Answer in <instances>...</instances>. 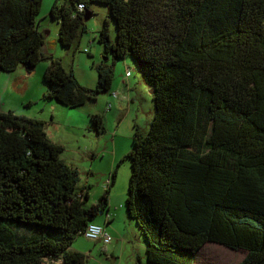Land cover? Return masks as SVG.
<instances>
[{
	"label": "trees",
	"instance_id": "1",
	"mask_svg": "<svg viewBox=\"0 0 264 264\" xmlns=\"http://www.w3.org/2000/svg\"><path fill=\"white\" fill-rule=\"evenodd\" d=\"M92 2L108 8L96 35L104 56L95 87L42 51V0H0V70L31 72L45 59L43 97L78 107L111 93L113 64L130 55L155 106L145 133L134 125L125 156L126 213L148 262L193 264L210 241L246 250L238 264H264V0H53L63 46L85 29ZM89 126L105 133L104 114H92ZM63 149L44 120L0 104V264H86L71 245L108 209L116 170L87 206L90 185H78Z\"/></svg>",
	"mask_w": 264,
	"mask_h": 264
},
{
	"label": "rangeland",
	"instance_id": "2",
	"mask_svg": "<svg viewBox=\"0 0 264 264\" xmlns=\"http://www.w3.org/2000/svg\"><path fill=\"white\" fill-rule=\"evenodd\" d=\"M53 0H42L40 10L36 15L40 28L44 33L43 52L52 53L58 57H64L68 68H72L73 72L79 81L84 86L95 87L97 83L98 74L95 65L102 61L104 56L103 45L96 39L98 29L102 25L103 18L108 15V8L103 3L92 2L90 10L93 12L91 17L85 21V29L79 37H76L71 48L63 46L58 38L59 21L49 15V8ZM63 1V0H61ZM109 32L111 39L115 38V22L110 20ZM88 50L89 53L85 51ZM110 64L111 58L107 60ZM48 62L45 59L39 60L33 70L28 72L24 67H18L13 71L0 70V104L3 110L11 109L18 114H23L32 117H41L46 119V131L48 136L57 139L63 144L64 149L60 156L62 159L73 160L80 152L86 153V148L96 154L98 158L93 163V174L87 175L82 172L80 174L81 180L78 185L86 183L89 187V198L86 205L89 206L96 203L106 191L107 179L111 176L108 160L112 159L114 150L117 151L115 165L127 153L132 146V135L134 125H138L145 133L148 130L149 123L154 115L155 106L151 96L150 87L145 83L142 74L134 61V59L127 55L123 58L117 59L113 64L114 81L112 88L117 90V87L122 94L129 96V100H122L120 97L113 96V91L101 93L95 101H89L84 106L69 107L54 101L55 99L44 98L43 94L47 91V83L43 77L45 68ZM126 69L130 70L131 77L125 76ZM125 81L129 85H125ZM130 87V90L128 89ZM127 89V90H126ZM129 90V91H128ZM125 91V92H124ZM58 102L57 107L53 110L52 104ZM108 102H111L113 107L106 109ZM91 109H105V125L106 133L102 135H95L93 132L86 130V124H90L89 116ZM54 120L52 122V117ZM89 121V122H88ZM80 128H78V127ZM85 129V130H84ZM49 137V138H50ZM50 138V139H51ZM58 142V143H59ZM115 144V148H114ZM129 147V148H128ZM81 165H90L91 162L79 160ZM114 165V166H115ZM114 168V167H113ZM104 170V174H99L98 170ZM130 174V159H125L120 162L118 167L116 179L111 187L114 200L123 205V214L128 216L125 208V199L128 187V178ZM89 176V177H86ZM109 200V198H108ZM105 214L100 213L96 216ZM132 222L136 225L134 219ZM129 225V224H127ZM137 226V225H136ZM130 227V226H128ZM137 233L133 241L136 246L143 243L142 259L144 264H151L147 260L145 239L139 228L136 227ZM77 238L83 242L87 247H93V243L89 239L79 235ZM212 245L221 246L224 250L217 251L212 248ZM100 246V245H98ZM218 248V247H217ZM101 249V248H100ZM96 252V250H94ZM131 251V244L128 250L114 260L111 256L106 257L102 253H94L91 257H85L86 264H130L129 253ZM212 252V254H210ZM234 252L235 254H232ZM141 253V248H140ZM199 257L213 262V264H230L225 261H218L219 254H232L236 258L231 264H238L246 255L244 249H232L223 244L215 242H206L197 252ZM196 254V255H197ZM88 258V259H87ZM137 259V258H135ZM220 260V259H219ZM138 261V259L136 260ZM135 261V262H136ZM43 264H49L45 261Z\"/></svg>",
	"mask_w": 264,
	"mask_h": 264
},
{
	"label": "crops",
	"instance_id": "3",
	"mask_svg": "<svg viewBox=\"0 0 264 264\" xmlns=\"http://www.w3.org/2000/svg\"><path fill=\"white\" fill-rule=\"evenodd\" d=\"M127 70L128 69H126V71ZM126 71H125V73H126ZM131 75L132 74H130L127 77H131ZM125 85H129V84H127V82L125 81ZM128 89L130 90V87H128ZM113 90L118 93V97H120L122 100H129L130 98H128V97L129 96L131 97V95L126 96L125 94H122V96H120L121 93H120L118 87H117V90H115V89H113ZM54 101H56V100H54ZM50 103L53 106L52 107L53 110L58 105L57 104L58 102L51 101ZM86 104L87 103H85L81 106H84ZM112 107H113V105L111 106V108ZM89 112H90V115H88V116H89V120H90V116L94 113L105 114V109H104V111L102 109H91ZM30 117H32V116H30ZM51 117H52V122H53L54 117L52 115H51ZM37 118H40V119L46 121L45 118H41V117H37ZM78 128H80V127H78ZM86 130L93 132L88 123L86 124ZM93 133L95 135H97L95 132H93ZM102 134H104V133H102ZM102 134H100V135H102ZM47 135H48V133H47ZM97 136H99V135H97ZM51 140L54 142H59L57 139L51 138ZM114 148H115V144H114ZM128 151H129V149H128ZM116 154H117V151L114 150L112 159L108 160L107 164H109L110 170L111 169L116 170V174H117V170H118V167L120 166V162H122L125 159V156L127 153L122 157V159L117 163V165H115ZM96 157L97 156L95 153H93L92 151H89L86 148V153H85V151L80 152V154L79 153L77 154V157H73L74 161H72L70 159L67 161L65 159L64 160L67 163L77 167L80 171V174L82 172H84L87 175H89V174H93V170H95V169H93L92 166H93L94 161H96L98 159ZM80 158H81V160H85V161L89 160L91 162V164L90 165H81V163H79ZM98 172L101 175L104 174V170H102V169L98 170ZM111 176H109V178L107 179V184L112 180ZM86 177H89V176H86ZM115 179H116V177H115ZM115 179H114V182H115ZM87 182L88 181H86V183H83V184H87ZM114 182H113V184H114ZM112 185H111V187H112ZM111 187L109 189V192L107 193L108 194L107 196L109 198L108 209L105 211V214L101 215L102 216L101 218H100V216H98L97 218L95 217L93 219V222H96V223L102 225L111 234L112 238H111L110 243L104 244L102 242V240H91V239H89L91 241V243H93L94 246L93 247H87L88 245H84L83 242L80 240V238H76L71 245V249L83 253L85 255V257H88V258L91 257L92 254L100 252L102 254H105L106 257L111 256L114 260H116V259L120 258V256H122L128 250L129 244H131V251L129 253L130 264L136 263L137 259L142 264H144L143 263L144 260L142 259V250H143L144 244L143 243L140 244V241H139L138 246H136L134 241H133V238L136 237V233H137L136 227H138V225L136 224L137 225L136 226L132 222V220H129L130 218L128 216H125L123 214L124 208H123L122 204L117 206L118 203L114 200V196H113V192L111 190ZM105 188H106V186H105ZM127 224H129V225H127ZM128 226H130V227H128ZM139 231H140V229H139ZM140 233H141V231H140ZM83 237H85V236H83ZM86 239H88V238H86ZM98 245H100V246H98ZM140 248H141V253H140ZM94 250H96V252ZM135 258H137V259H135ZM59 263H60V261H59ZM209 263H210V261L205 260V258H203L202 256L199 257V253L196 255L195 260L193 262V264H209ZM211 264H213V262H211Z\"/></svg>",
	"mask_w": 264,
	"mask_h": 264
},
{
	"label": "built area",
	"instance_id": "4",
	"mask_svg": "<svg viewBox=\"0 0 264 264\" xmlns=\"http://www.w3.org/2000/svg\"><path fill=\"white\" fill-rule=\"evenodd\" d=\"M80 8H83V4H79ZM131 74L130 70H127L125 75L129 76ZM113 96L118 97V93L113 91ZM111 102H108L106 109H111ZM84 236L91 240H102L104 244H108L111 241L112 236L103 227L97 223L89 222L84 230Z\"/></svg>",
	"mask_w": 264,
	"mask_h": 264
},
{
	"label": "bare ground",
	"instance_id": "5",
	"mask_svg": "<svg viewBox=\"0 0 264 264\" xmlns=\"http://www.w3.org/2000/svg\"><path fill=\"white\" fill-rule=\"evenodd\" d=\"M218 247V248H217ZM212 248L217 250V251H221V250H224L221 246H215V245H212ZM225 251V250H224ZM210 254H212V252H210ZM232 254H235L234 252H232ZM230 255V254H222L221 256L219 254H215V255H218L219 259L218 261H225V262H229L230 264L233 263L235 261V257L234 255Z\"/></svg>",
	"mask_w": 264,
	"mask_h": 264
},
{
	"label": "water",
	"instance_id": "6",
	"mask_svg": "<svg viewBox=\"0 0 264 264\" xmlns=\"http://www.w3.org/2000/svg\"><path fill=\"white\" fill-rule=\"evenodd\" d=\"M91 15H92L91 12H85L84 19L88 20L91 17ZM150 92L152 93V89L150 90Z\"/></svg>",
	"mask_w": 264,
	"mask_h": 264
}]
</instances>
